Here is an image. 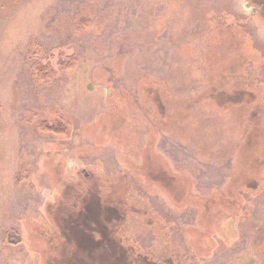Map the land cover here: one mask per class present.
<instances>
[{"label":"rangeland","instance_id":"obj_1","mask_svg":"<svg viewBox=\"0 0 264 264\" xmlns=\"http://www.w3.org/2000/svg\"><path fill=\"white\" fill-rule=\"evenodd\" d=\"M88 252L264 264V0H0V264Z\"/></svg>","mask_w":264,"mask_h":264},{"label":"trees","instance_id":"obj_2","mask_svg":"<svg viewBox=\"0 0 264 264\" xmlns=\"http://www.w3.org/2000/svg\"><path fill=\"white\" fill-rule=\"evenodd\" d=\"M71 64L67 65V68H70ZM34 72L36 73V76L40 80H51L55 77L56 73L54 69L51 67L50 64H40L36 62L34 64ZM40 128L47 131V132H52L55 134H63L65 132V127L61 124L58 123L56 125H48L47 123L43 122L40 124ZM92 246L95 244L94 241L92 240V237L90 238ZM5 241L9 245H17L20 243V235L13 229H10L6 232L5 235ZM89 243H87V246ZM94 253L88 252V258L87 260H90L89 264H125L124 258L122 256H117L119 257H111L110 255H106L104 253L98 255L96 254L93 255ZM98 255V256H97ZM87 257V256H86ZM86 257L83 261L80 262V264H86L87 260ZM84 262V263H83Z\"/></svg>","mask_w":264,"mask_h":264}]
</instances>
